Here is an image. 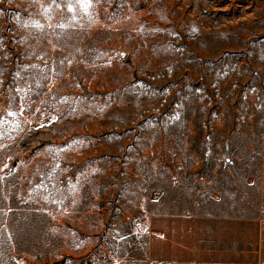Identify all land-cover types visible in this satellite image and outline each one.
<instances>
[{
	"label": "rangeland",
	"instance_id": "rangeland-1",
	"mask_svg": "<svg viewBox=\"0 0 264 264\" xmlns=\"http://www.w3.org/2000/svg\"><path fill=\"white\" fill-rule=\"evenodd\" d=\"M0 153L16 264H264V0H0Z\"/></svg>",
	"mask_w": 264,
	"mask_h": 264
},
{
	"label": "trees",
	"instance_id": "trees-1",
	"mask_svg": "<svg viewBox=\"0 0 264 264\" xmlns=\"http://www.w3.org/2000/svg\"><path fill=\"white\" fill-rule=\"evenodd\" d=\"M4 160H5V156H1V153H0V166L3 165L4 163ZM7 176L8 173H5V174H2L1 170H0V216L1 217V222H0V264H3V263H8V264H16V261L18 260V256H15L13 253L15 252L16 255L21 253V252H27V253H31V251L27 248H20L18 246H16L15 248L13 247V242L16 241V238L14 235L11 234V231H9V229L11 228V224H10V221L8 222V226L5 227L4 226V218L7 214L6 210L7 209H11L8 213L9 216H12L14 214H17V215H20L22 216L24 211L26 210V206L24 205H17L16 204V201L14 197L10 198V200H7L6 199V196L3 192V189H2V177L3 176ZM255 174L253 172V174H251V176L249 175H246L245 177L246 178H250V177H253ZM251 187V186H250ZM247 202H244L245 203V207L244 209H247V210H251L253 207H256L255 205H257L258 207L260 206V201L259 199L253 195V198L252 200H246ZM212 203H215L216 205L218 206H223L221 204V202H217L215 200H212L211 201ZM202 204V202H201ZM238 211H242L240 210V208H238ZM9 228V229H7ZM3 238H6V244H1L2 242V239Z\"/></svg>",
	"mask_w": 264,
	"mask_h": 264
}]
</instances>
